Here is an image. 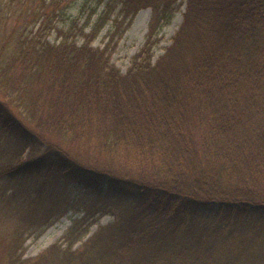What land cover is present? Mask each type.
<instances>
[{"label": "trees", "instance_id": "1", "mask_svg": "<svg viewBox=\"0 0 264 264\" xmlns=\"http://www.w3.org/2000/svg\"><path fill=\"white\" fill-rule=\"evenodd\" d=\"M53 1L0 25V181L31 179L12 192L20 213L47 192L40 223L79 215L37 256L21 242L0 264H264V0H185L157 56L183 0H94V20L62 26ZM142 7L121 71L93 41ZM115 198L135 208L91 231Z\"/></svg>", "mask_w": 264, "mask_h": 264}, {"label": "rangeland", "instance_id": "2", "mask_svg": "<svg viewBox=\"0 0 264 264\" xmlns=\"http://www.w3.org/2000/svg\"><path fill=\"white\" fill-rule=\"evenodd\" d=\"M51 0H0V25L3 20L12 21L15 18L23 17L24 14H30L29 9L38 7L40 12L49 10L50 6L53 5ZM60 6L56 14H53L54 18L57 16L56 22L59 26L69 22L71 19H76L79 24L84 22L89 15L94 20L101 10V6L96 7L94 0H59ZM56 3V0L53 1ZM43 9L41 10V8ZM57 7V8H58ZM185 7V0L180 2L174 11L171 18L165 23L160 29L157 35L158 43L154 46V54L157 56L160 54L164 46L171 42V37L179 27L182 20V13ZM64 10V12L62 11ZM151 14L150 7L140 8L131 19L130 23L125 27L124 20L121 24V32L118 30L115 33L114 25L112 22L111 15L110 19H107L99 30L95 37L93 44L104 45L105 42L110 43V58L111 61L121 70L125 69L130 64L132 55L143 43L145 33L147 31L148 22ZM36 20H32L36 25L41 22V14H37ZM116 35V36H113ZM49 38L55 39V32L52 30ZM57 185H65L70 187L69 190L74 193H79L78 188L72 185V182L65 179H58L55 182ZM31 184V179L22 181L21 184H5L0 181V246L4 248L2 257H7L10 250L14 248V245H19L22 242V248L20 252H23L22 258H29L37 256L43 252L54 240H56L61 233L69 226L71 218L79 215L78 211L73 209H67L64 214L50 222H41L42 212L40 211L42 205L48 203L47 192H44L37 201L36 205H32L29 211L26 213L17 212L14 208L11 200L12 192H23L26 191L28 186ZM49 186L52 185L50 182ZM31 187V186H30ZM33 194L35 192L33 191ZM80 194V193H79ZM136 203H129L124 200L114 199L112 207L107 213H98L96 217V223L90 226L91 231L96 228L98 223L105 224L111 221L114 216L120 210H126L135 208ZM48 214L47 218L49 217ZM37 234L39 231H41ZM23 232L24 239L18 244L20 234ZM21 239V238H20Z\"/></svg>", "mask_w": 264, "mask_h": 264}]
</instances>
